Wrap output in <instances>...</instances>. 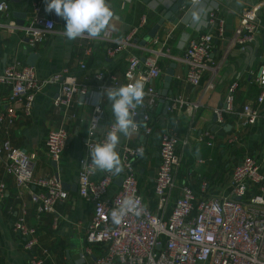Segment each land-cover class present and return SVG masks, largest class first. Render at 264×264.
<instances>
[{"label": "crops", "instance_id": "1", "mask_svg": "<svg viewBox=\"0 0 264 264\" xmlns=\"http://www.w3.org/2000/svg\"><path fill=\"white\" fill-rule=\"evenodd\" d=\"M9 9L0 12V23L14 25L25 24L31 12V0H8ZM176 0H174L175 2ZM259 0H243L239 6L235 0H204L209 7L218 6V13L225 19L226 34L223 39L216 38L208 53V67L203 71L200 83L196 86L184 80L186 64L183 59L184 46L181 47L182 34L187 33L189 39L209 30L207 24L197 28L192 25L190 16L191 0H185L177 11L165 18L154 37L147 35L151 26L170 7L160 4L153 9L152 0H108L114 10V18L108 29L113 39L122 38L129 29L137 25L142 15H146L145 25L134 35L133 44L110 55L106 47L110 40L90 38L87 35L75 40L65 36L66 21L54 12L46 13L54 20V29L46 32L35 45H30L25 31L20 27L8 28L0 26V70L11 62L27 63L34 67L38 78H46L53 74L68 70L78 80L89 86V95L77 94L67 105L59 106L54 98L59 91V81L50 82L35 94L29 113H25L22 104L17 102L14 107V122L2 131L11 144L35 155L33 175L55 176L64 181L61 186L67 190L68 196L55 205V212L37 214L28 192L19 190L13 177L6 173L5 162L0 155V181L6 183V191L0 197V263L28 264L29 252L22 247V238L13 230L12 223L20 215L35 227L38 239L48 251L51 264H89L95 255L101 253L99 244L89 243L85 239V228L92 215L93 204L90 200L79 196L77 192V172L79 160L86 152L88 123L94 103V94L99 90L100 81L94 75L102 71L104 75L113 74L120 83H125L123 72L131 55L144 57L147 48H155L163 53L158 59L161 74L154 78L156 91L162 88L165 68L173 63V73L169 84L170 94L181 95L188 101H199V105L191 112L180 110L164 112L161 94L153 105L146 102L137 107L150 115L151 132L142 130L131 136H121L117 151L125 142L142 144L143 156L138 155L133 163L139 191L144 203L156 214L166 216L176 197L180 186H191L198 197H209L226 192L225 183L232 168L242 157L253 154L264 157V102L260 105L259 123L243 126L239 124L237 111L245 102H254L259 91L255 76L264 70V6L259 11L262 22L256 41L241 48L231 44L227 48L233 28L238 24L240 12L245 6ZM45 11V0H42ZM145 39L146 44L141 41ZM154 39H157L154 42ZM188 39V40H189ZM187 40V41H188ZM84 61L86 68L79 67ZM236 81L233 97V109L222 112L219 122L213 109L224 103L228 86ZM9 86L0 84V110L5 107ZM82 94V93H81ZM99 130L108 123L115 121L111 102L106 95L100 100ZM65 127L68 132L67 143L58 160L49 157L44 146V138L48 130ZM164 130L175 131L179 138L187 143H179L180 162L174 171V186L168 194V202L162 209L157 206L153 194V182L159 161V136ZM107 173L95 169L94 177ZM122 175H115L111 191H115ZM56 177V176H55ZM67 184V185H66ZM205 185L202 188L201 185ZM56 217V219H54Z\"/></svg>", "mask_w": 264, "mask_h": 264}, {"label": "built area", "instance_id": "2", "mask_svg": "<svg viewBox=\"0 0 264 264\" xmlns=\"http://www.w3.org/2000/svg\"><path fill=\"white\" fill-rule=\"evenodd\" d=\"M42 0H31L32 7L25 24L14 25L0 23V26L22 28L30 45L39 42L46 32L54 29V20L42 9ZM264 6V0L247 5L240 12L238 24L233 28L230 43L247 47L256 41L262 28L258 11ZM9 9L8 0H0V12ZM219 7H210L206 24L209 30L191 38L184 46L183 59L186 64L184 80L191 85L200 83L203 71L208 67L207 58L213 40L223 39L226 34L225 19L218 13ZM146 23L142 15L137 25L119 39H113L107 30L102 36L110 40L107 53L113 55L126 46L133 44L134 35ZM157 39H154L156 42ZM147 55H131L123 72L125 83H120L113 74L104 75L96 71L94 77L101 83L99 90L108 87H120L144 82L147 104L153 105L159 93L153 85L154 78L161 74L158 59L163 53L159 49L147 48ZM79 67L86 68L84 61ZM259 91L254 102H245L237 118L243 126L255 125L260 119V105L264 102V70L261 68L255 76ZM59 81V91L54 103L59 106L69 104L77 94L89 95V86L78 80L68 70L46 78H38L32 65L11 62L0 70V84L6 83L9 92L5 107L0 110V155L4 158L5 171L13 177L19 190H25L34 204L37 214L55 212V205L68 196L55 176L33 175L35 155L11 144L2 131L9 127L16 117L14 105L22 104L25 113H29L35 94L50 82ZM237 82L232 81L224 98V103L213 109L216 119L222 122V112L233 109V97ZM2 97L0 95V101ZM199 101H188L181 95L169 97L167 110L191 112ZM137 130L145 134L151 132L150 115L138 107L131 110ZM101 108L93 104L88 123L86 152L80 158L77 172V192L79 196L92 202V215L85 228V239L89 243L99 244L101 253L95 255L89 264H264V157L245 154L236 164L226 180V192L209 197H198L194 189L183 184L174 198L166 216L153 212L143 201L136 178L134 159L142 144L125 142L120 147V157L124 165L122 181L115 191H111L115 175L107 172L94 177L95 169L91 164L90 149L106 139L107 132L115 121L99 130ZM68 132L65 127L48 130L44 138L47 154L58 160L67 143ZM179 143H187L172 130H164L159 136L158 155L153 194L159 208L165 207L168 194L174 186V171L180 162ZM202 188L205 185H201ZM6 191V183L0 181V197ZM140 199V216L129 214L122 217L119 225L111 220L112 209L119 206L127 196ZM56 219V217H54ZM12 228L22 238V247L29 252L28 264H51L48 251L40 243L36 229L23 215L12 223Z\"/></svg>", "mask_w": 264, "mask_h": 264}, {"label": "clouds", "instance_id": "3", "mask_svg": "<svg viewBox=\"0 0 264 264\" xmlns=\"http://www.w3.org/2000/svg\"><path fill=\"white\" fill-rule=\"evenodd\" d=\"M174 0H152L150 7L155 9L163 4L171 7ZM237 6L243 0H235ZM45 12H54L66 21L65 36L69 40L87 35L90 38H101L110 27L114 18V10L108 0H45ZM210 7L204 0H191V8L188 16L193 26L199 28L206 26L207 15ZM189 39L187 33L182 34L181 47ZM144 82L137 80L134 83L121 85L120 87H108L100 93L94 94V103L99 107L100 100L106 95L111 102V109L115 122L106 134V139L97 143L90 149L91 164L94 169L107 171L119 175L124 168L121 157L117 151L121 136H131L137 130L132 109L143 103L145 96ZM138 155L143 156V149L137 150ZM143 210L140 208V199L134 195L127 196L118 207L112 209L111 220L114 225L122 222V217L129 214L140 216Z\"/></svg>", "mask_w": 264, "mask_h": 264}, {"label": "water", "instance_id": "4", "mask_svg": "<svg viewBox=\"0 0 264 264\" xmlns=\"http://www.w3.org/2000/svg\"><path fill=\"white\" fill-rule=\"evenodd\" d=\"M185 0H176L172 6L164 13L162 14V16H160L158 18V20L151 26V28L149 29L147 35L149 37H154L156 34L157 29L159 28V26L163 23L165 18H168L171 14H173L174 12L177 11L179 6H182ZM145 39L141 41V43L144 45L145 43ZM173 63H170L168 67L165 68V75H164V82L162 85V88L159 90V93L161 94L160 97V101L163 102V106H164V112H166L167 110V105L169 103V99L167 98V95L170 94V89L169 84H170V80H171V75L173 73ZM81 97H83V94H80ZM134 120H136V118H134ZM56 178H58V174L55 173ZM119 181H122V175L120 176V178L118 179ZM62 185H65L64 181H61ZM121 183V182H120ZM67 185V184H66ZM70 264H74L72 260H69Z\"/></svg>", "mask_w": 264, "mask_h": 264}, {"label": "trees", "instance_id": "5", "mask_svg": "<svg viewBox=\"0 0 264 264\" xmlns=\"http://www.w3.org/2000/svg\"><path fill=\"white\" fill-rule=\"evenodd\" d=\"M1 264V263H0Z\"/></svg>", "mask_w": 264, "mask_h": 264}]
</instances>
